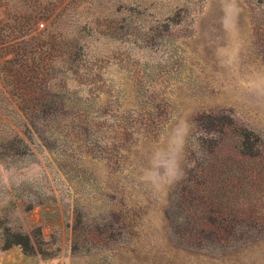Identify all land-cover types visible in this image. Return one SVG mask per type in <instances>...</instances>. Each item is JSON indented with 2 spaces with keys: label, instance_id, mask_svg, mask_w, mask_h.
Listing matches in <instances>:
<instances>
[{
  "label": "rangeland",
  "instance_id": "1",
  "mask_svg": "<svg viewBox=\"0 0 264 264\" xmlns=\"http://www.w3.org/2000/svg\"><path fill=\"white\" fill-rule=\"evenodd\" d=\"M0 219V264H264V0H0Z\"/></svg>",
  "mask_w": 264,
  "mask_h": 264
},
{
  "label": "clouds",
  "instance_id": "2",
  "mask_svg": "<svg viewBox=\"0 0 264 264\" xmlns=\"http://www.w3.org/2000/svg\"><path fill=\"white\" fill-rule=\"evenodd\" d=\"M189 138L190 126L185 119H178L169 134L167 146L156 150L150 157L141 181L154 189H161L179 180L183 176L182 162Z\"/></svg>",
  "mask_w": 264,
  "mask_h": 264
},
{
  "label": "trees",
  "instance_id": "3",
  "mask_svg": "<svg viewBox=\"0 0 264 264\" xmlns=\"http://www.w3.org/2000/svg\"><path fill=\"white\" fill-rule=\"evenodd\" d=\"M2 224H3L2 241L4 248H8L12 245H18L27 253L34 252V245L28 233L22 232L21 230H17V229H12L11 227L5 225V222L1 221L0 219V225ZM38 233H39V229H38Z\"/></svg>",
  "mask_w": 264,
  "mask_h": 264
}]
</instances>
